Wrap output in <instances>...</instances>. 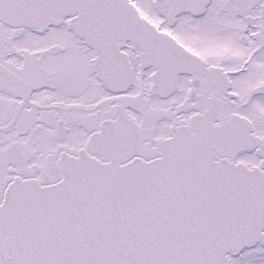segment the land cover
Instances as JSON below:
<instances>
[{"label":"snow or ice","instance_id":"1","mask_svg":"<svg viewBox=\"0 0 264 264\" xmlns=\"http://www.w3.org/2000/svg\"><path fill=\"white\" fill-rule=\"evenodd\" d=\"M0 264H264V0H0Z\"/></svg>","mask_w":264,"mask_h":264}]
</instances>
